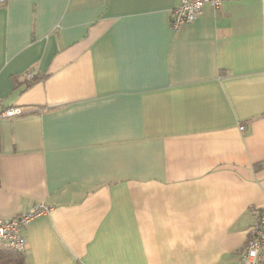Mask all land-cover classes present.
I'll use <instances>...</instances> for the list:
<instances>
[{"label":"crops","instance_id":"crops-1","mask_svg":"<svg viewBox=\"0 0 264 264\" xmlns=\"http://www.w3.org/2000/svg\"><path fill=\"white\" fill-rule=\"evenodd\" d=\"M178 1L0 0V109L22 111L0 117V217L49 207L23 264H239L264 206V0L174 29Z\"/></svg>","mask_w":264,"mask_h":264},{"label":"built area","instance_id":"built-area-1","mask_svg":"<svg viewBox=\"0 0 264 264\" xmlns=\"http://www.w3.org/2000/svg\"><path fill=\"white\" fill-rule=\"evenodd\" d=\"M225 0H179L170 10V24L176 29L182 24L192 22L202 13L204 5L217 9ZM30 76V74H28ZM19 107L0 109V117L21 114ZM243 128L242 125L239 126ZM43 204L35 205L12 217H0V242L15 250L24 249L23 229L30 219L48 210ZM239 264H264V206L261 207L254 221L248 227L247 237L241 250Z\"/></svg>","mask_w":264,"mask_h":264},{"label":"trees","instance_id":"trees-1","mask_svg":"<svg viewBox=\"0 0 264 264\" xmlns=\"http://www.w3.org/2000/svg\"><path fill=\"white\" fill-rule=\"evenodd\" d=\"M31 79L34 80L37 78L33 76ZM23 261L24 253L22 250L12 249L7 247L3 242H0V264H23Z\"/></svg>","mask_w":264,"mask_h":264}]
</instances>
